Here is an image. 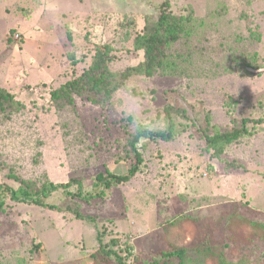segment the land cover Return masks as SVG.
<instances>
[{"label": "rangeland", "instance_id": "rangeland-1", "mask_svg": "<svg viewBox=\"0 0 264 264\" xmlns=\"http://www.w3.org/2000/svg\"><path fill=\"white\" fill-rule=\"evenodd\" d=\"M163 2L0 0V88L24 105L10 119L0 117V185L19 186L7 177L12 168L37 185L77 178L92 191L97 174L126 171L118 161L137 127L165 129L168 106L186 109L194 121L171 113L180 132L167 142L143 139L141 171L97 204L61 192L49 198L69 213L6 197L0 264H118L110 257L95 262L103 227L104 239L120 237L116 252L131 247L141 262L209 237L228 264H264V123H247L251 136L219 159L197 131L206 117L210 134L264 119V0H171L169 8L206 20L209 43L226 42L237 50L231 55L254 61L261 73L245 65L228 73L234 58L206 48L187 77H133L104 105L73 94V111L51 102L50 91L80 76L97 51L108 49L113 73L140 63L131 32L157 18Z\"/></svg>", "mask_w": 264, "mask_h": 264}, {"label": "trees", "instance_id": "trees-1", "mask_svg": "<svg viewBox=\"0 0 264 264\" xmlns=\"http://www.w3.org/2000/svg\"><path fill=\"white\" fill-rule=\"evenodd\" d=\"M170 3L171 0H164L157 18L150 16L140 32H131V35L134 34L132 41L133 50L143 55V60L140 63L127 67L121 73H113L108 67V64L112 61L108 56V49L104 52L97 51L92 58L91 64L80 76L50 91L51 102L56 107V110L63 111L68 109L73 111V94L85 96L86 100L92 104L104 105L133 77H187L194 59L207 55L204 51L206 48L212 52L221 51L223 56L234 58V60L230 59L228 62L230 65H226V68H224L228 73L232 71L235 65L239 68H243L242 66L244 65L252 69L257 67L254 66V61L245 63L242 58H236V56L231 55L233 51L237 50H234V47L231 46L227 48L226 42L221 43L217 40L216 43H209L211 42L209 37L212 36V33H206L203 30L208 25L207 21L187 15H174L169 11ZM215 16L220 17V15L216 14ZM133 30L136 29L134 28ZM168 107L165 109V112L168 113L165 129L151 131L143 127H137L130 134L124 149V157L118 161L126 168L123 174H117L111 170L106 171L105 174H97L92 178V191H85V186L81 179L72 178L65 183H53L48 180L37 185L34 180L20 178L10 168L7 177L17 179L20 183L17 188L0 185V210H3L4 207L3 200L8 197L13 202L34 205L48 211L70 213L69 209L59 208L48 201L57 192H61L65 197L82 200L87 204H97L103 201L106 195H109L114 188L129 183L141 171L143 157L140 150L143 148L141 143L143 139L167 142L180 132L178 130L180 126L173 123L170 115L171 113L180 114L183 118L188 119L185 114L186 109H180L175 106L173 108L171 106ZM23 108L24 105L16 100L14 95L0 88V117L10 119L14 113L21 112ZM206 119V124L198 125L197 131L204 140L206 147L212 151V156L215 159H219L229 145L242 138L251 136L252 133L248 132L247 123L251 122L256 126L264 123L263 118H258L257 120L245 119L242 121L240 128L219 132L214 127V131L210 134L208 133V123L210 122L207 117ZM188 120L194 122L191 118ZM71 213L78 219L91 221V218L84 217L77 211H71ZM100 232H97L96 236L99 250L93 256L95 262L99 259L110 257L118 264H205L207 259H211L214 264H228L222 251L224 248L221 246L213 247L209 237L200 241L199 246H192L191 244L190 247H172L170 251H160L155 254L156 256H152L149 261L141 262L137 258H131L133 254L131 247H126L125 250L118 252L115 251L114 247L120 241L119 236L106 240L104 239V237H107L106 228L103 227L102 232Z\"/></svg>", "mask_w": 264, "mask_h": 264}, {"label": "water", "instance_id": "water-1", "mask_svg": "<svg viewBox=\"0 0 264 264\" xmlns=\"http://www.w3.org/2000/svg\"><path fill=\"white\" fill-rule=\"evenodd\" d=\"M249 70H251V73L252 74H258V73H261V72H263V70H254V69H252V68H249Z\"/></svg>", "mask_w": 264, "mask_h": 264}]
</instances>
